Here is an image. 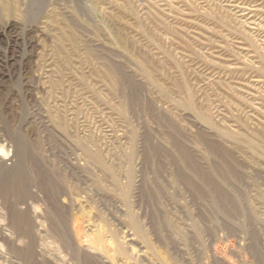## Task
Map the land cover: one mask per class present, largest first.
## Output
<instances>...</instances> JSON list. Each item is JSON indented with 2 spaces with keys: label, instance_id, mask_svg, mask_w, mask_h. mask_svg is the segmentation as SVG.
<instances>
[{
  "label": "rangeland",
  "instance_id": "1",
  "mask_svg": "<svg viewBox=\"0 0 264 264\" xmlns=\"http://www.w3.org/2000/svg\"><path fill=\"white\" fill-rule=\"evenodd\" d=\"M0 264H264V0H0Z\"/></svg>",
  "mask_w": 264,
  "mask_h": 264
}]
</instances>
